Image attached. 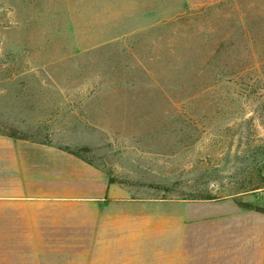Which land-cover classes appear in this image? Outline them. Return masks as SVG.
I'll return each mask as SVG.
<instances>
[{
	"label": "rangeland",
	"instance_id": "374dc122",
	"mask_svg": "<svg viewBox=\"0 0 264 264\" xmlns=\"http://www.w3.org/2000/svg\"><path fill=\"white\" fill-rule=\"evenodd\" d=\"M0 134L63 163L67 194L82 162L85 192L91 168L164 216H189L194 201L257 204L264 0H0ZM66 235L33 261L123 263L121 234L95 257L90 232L83 244Z\"/></svg>",
	"mask_w": 264,
	"mask_h": 264
},
{
	"label": "crops",
	"instance_id": "0c3cea01",
	"mask_svg": "<svg viewBox=\"0 0 264 264\" xmlns=\"http://www.w3.org/2000/svg\"><path fill=\"white\" fill-rule=\"evenodd\" d=\"M43 149L0 134V264H36L32 258L43 256L53 239L66 248L73 227L81 244L88 241L82 234L91 233L93 257L106 233L121 234L115 246L122 264H264V213L237 204L248 196L194 201L189 216H164L162 203L118 198L91 168L85 192L82 162L75 165L79 185L67 194V167ZM260 193L256 205L264 208Z\"/></svg>",
	"mask_w": 264,
	"mask_h": 264
},
{
	"label": "trees",
	"instance_id": "16d2710c",
	"mask_svg": "<svg viewBox=\"0 0 264 264\" xmlns=\"http://www.w3.org/2000/svg\"><path fill=\"white\" fill-rule=\"evenodd\" d=\"M7 132H17L15 130H10V131H7ZM8 136L10 137H13V138H19L17 137L16 135L14 134H8ZM21 139V138H19ZM216 197H204V198H201V199H215ZM237 204L241 207V208H244V209H247V210H255L257 212H260V213H264V208L261 207V206H258L256 204H253V203H249V202H243L241 200H237Z\"/></svg>",
	"mask_w": 264,
	"mask_h": 264
}]
</instances>
